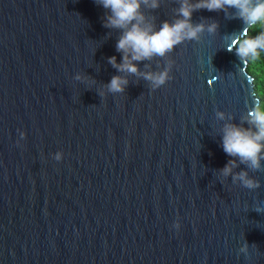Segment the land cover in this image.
I'll list each match as a JSON object with an SVG mask.
<instances>
[{
	"label": "water",
	"instance_id": "95a60500",
	"mask_svg": "<svg viewBox=\"0 0 264 264\" xmlns=\"http://www.w3.org/2000/svg\"><path fill=\"white\" fill-rule=\"evenodd\" d=\"M180 6L141 11L159 29ZM108 14L96 0H0V264H264V160L252 170L222 147L226 124L255 131L235 48L249 25L228 6L194 10L198 39L135 62L168 68L153 89L108 62L122 59ZM114 75L123 93L108 92ZM229 160L260 186L222 177Z\"/></svg>",
	"mask_w": 264,
	"mask_h": 264
},
{
	"label": "clouds",
	"instance_id": "9594fccd",
	"mask_svg": "<svg viewBox=\"0 0 264 264\" xmlns=\"http://www.w3.org/2000/svg\"><path fill=\"white\" fill-rule=\"evenodd\" d=\"M96 3L109 10L103 21L104 26L122 30L116 43V50L122 53V59L117 62L116 56H111L108 62L121 73L142 76L150 82L153 89L163 86L169 79L168 68L161 72H141L135 62L151 60L154 56L163 57L184 40L198 39L204 25L191 23L192 12L196 9L206 8L213 11L225 6L235 8L239 18L249 25V28L259 29L255 36L249 37L246 30L244 35L236 38L237 55L248 62L264 53V0H198L195 4H191L189 0H181L179 18L175 22L164 21L159 29L148 22L141 11L142 4L156 8L159 6V0H96ZM215 28L216 25L213 23L208 26V31L212 32ZM76 79L89 80L80 74H77ZM127 84L126 76L114 75L106 88L113 94L123 93ZM99 94L103 96V91ZM217 115L220 119L224 118L223 113ZM248 116L249 123L254 126L255 131L252 128L226 124L223 128L222 147L227 155L238 158L240 163L252 170H258L261 169V161L264 160V107H254ZM24 136L25 133L21 132V139ZM62 156L63 153L58 151L54 154V159L59 161ZM234 167L236 161L229 160L220 169V175L222 177L231 175L233 183L238 181L241 186L248 189L260 186V182L249 177L247 171L233 174ZM257 210L259 211V208ZM174 226L179 228V222L177 221ZM247 251L248 245L245 243L241 246L240 252Z\"/></svg>",
	"mask_w": 264,
	"mask_h": 264
},
{
	"label": "trees",
	"instance_id": "16d2710c",
	"mask_svg": "<svg viewBox=\"0 0 264 264\" xmlns=\"http://www.w3.org/2000/svg\"><path fill=\"white\" fill-rule=\"evenodd\" d=\"M258 31L259 29L250 27L247 35L255 36ZM247 71L253 77L254 92L259 99L257 106L264 107V53L247 62Z\"/></svg>",
	"mask_w": 264,
	"mask_h": 264
}]
</instances>
